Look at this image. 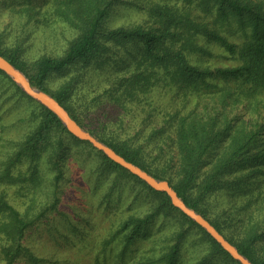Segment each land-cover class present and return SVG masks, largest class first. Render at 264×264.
Returning a JSON list of instances; mask_svg holds the SVG:
<instances>
[{
  "label": "trees",
  "instance_id": "1",
  "mask_svg": "<svg viewBox=\"0 0 264 264\" xmlns=\"http://www.w3.org/2000/svg\"><path fill=\"white\" fill-rule=\"evenodd\" d=\"M117 2L18 0V9H13L34 21L39 20L41 8L53 3V17L76 34L61 55L43 54L32 60L25 56L22 42L8 44L0 35V55L23 71L33 86L51 94L96 138L153 176L166 179L188 206L254 264H264V211L260 213L264 208V0L138 3L136 7L146 13L144 23L107 28L106 20ZM46 14L48 9L44 19L49 18ZM232 25L241 32V42L227 34ZM211 45L219 52L211 50ZM127 46L135 49L132 59L120 63L121 75L111 77L103 93L116 110L128 113L131 105H141L150 114L153 106L146 97L155 86L174 88L177 99L173 98L170 109L152 114L162 118L149 134L156 142L155 151L90 128L84 121L86 110L72 103L75 77L65 79L55 90L47 86L52 75L105 64V55L113 47ZM221 55L231 63L208 62ZM16 129L21 130L16 136L4 133ZM77 147L95 153L98 163L92 173L96 179L110 177L111 190L132 182L127 185L128 194L137 211L124 218L111 237L119 246L115 264L136 250L158 221L171 225V242L162 245L160 264H180L183 244L190 239L205 252L195 264H211L217 257L223 262L216 259V264H241L173 206L165 192L151 188L89 142L73 136L53 112L26 95L1 70L0 184L26 189L25 194L44 189L46 198H32L34 203L22 212L0 191V264H17L19 257L38 264L39 258L23 244V238L26 230L57 209L66 160ZM36 203L38 208L31 212Z\"/></svg>",
  "mask_w": 264,
  "mask_h": 264
},
{
  "label": "rangeland",
  "instance_id": "2",
  "mask_svg": "<svg viewBox=\"0 0 264 264\" xmlns=\"http://www.w3.org/2000/svg\"><path fill=\"white\" fill-rule=\"evenodd\" d=\"M18 0H0V35L4 36L8 44L20 41L26 46L25 56L29 60L43 54L53 56L61 55L68 42L74 37L76 31L67 23L56 20L52 12L53 3L41 8L38 21L28 20L24 13H18ZM173 4L182 0H168ZM150 2H162V0H119L113 7L110 16L106 20V27L126 26L146 21L145 10L138 9V3L147 5ZM50 7L52 9L50 10ZM48 9L49 18L44 19L43 13ZM40 15V16H39ZM232 41L241 42V32L235 25L230 27ZM214 52H219L215 45L210 46ZM132 47H113L107 53L108 62L102 65L90 64L87 67L76 70L74 67L68 74H54L47 82L50 90H55L62 81L75 77L73 93V106L86 110L85 123L101 135L128 139L135 143H143L147 150L155 151L153 139L149 134L155 124H159L162 118L152 116L155 112L170 109L174 104V88L158 84L147 95L153 108L147 113L141 105H131L128 113L114 109L103 91L109 86L110 78L120 76L119 67L123 61L132 59ZM219 54V53H217ZM204 58L203 60H205ZM209 63L216 65L225 64L227 61L221 56L208 59ZM176 103V101H175ZM146 107H149L146 105ZM19 129L5 131L9 136H16ZM151 152L150 155H154ZM98 163V158L93 151L86 147H77L66 160V172L60 183V201L57 209L46 214L26 230L23 244L39 258L38 264H115L114 257L118 253L119 246L111 240L113 233L120 226L122 220L132 212H136V204H131L128 186L129 181L122 189L111 190V178L100 177L92 173ZM128 185V186H127ZM6 193L9 202L20 211H28V207L34 201L46 198L44 189L34 193H26V189L20 191L15 185L0 184V191ZM111 191L110 196H104ZM121 191V192H120ZM125 192V193H124ZM120 196L123 195L121 199ZM223 197H218V201ZM31 212L38 208V203ZM264 207V206H263ZM264 208L260 210V213ZM171 225L162 224L160 221L152 226L137 249L128 251L124 255L121 264H160L159 252L162 245L171 242L169 232ZM196 231V230H195ZM168 236V237H167ZM197 236L194 237L196 239ZM183 256L180 264H195L205 253L198 245L193 244L192 239L183 244ZM217 262L222 258L217 257ZM213 259L211 264H216ZM219 264H222V263ZM17 264H29L24 257H19Z\"/></svg>",
  "mask_w": 264,
  "mask_h": 264
},
{
  "label": "water",
  "instance_id": "3",
  "mask_svg": "<svg viewBox=\"0 0 264 264\" xmlns=\"http://www.w3.org/2000/svg\"><path fill=\"white\" fill-rule=\"evenodd\" d=\"M0 70L9 76L10 79L15 82L16 85H18V87L26 95L53 112L59 118L63 126L73 136L80 140L89 142L90 145L96 150L103 152L109 159L142 179L151 188L157 191L165 192L173 206L178 208L195 223L201 226L232 258L239 261L241 264H254L247 256L242 254L237 249V247L232 244L222 233H220L215 228V226L210 223V221H208L194 208L188 206L166 179H160L153 176L137 164L125 159L111 146L96 138L89 130L82 127L74 118H72L65 107L61 105L51 94L36 86H33L23 71L9 62L2 55H0Z\"/></svg>",
  "mask_w": 264,
  "mask_h": 264
}]
</instances>
